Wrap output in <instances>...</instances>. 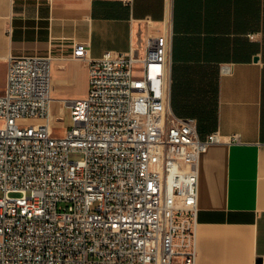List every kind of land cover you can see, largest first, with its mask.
I'll return each mask as SVG.
<instances>
[{
	"label": "built area",
	"instance_id": "1",
	"mask_svg": "<svg viewBox=\"0 0 264 264\" xmlns=\"http://www.w3.org/2000/svg\"><path fill=\"white\" fill-rule=\"evenodd\" d=\"M171 50L170 31L142 55L87 59L76 44L88 72L79 99L52 98L50 57L7 60L0 264H196L199 160L224 140L172 111ZM65 108L72 127L54 135Z\"/></svg>",
	"mask_w": 264,
	"mask_h": 264
},
{
	"label": "crops",
	"instance_id": "2",
	"mask_svg": "<svg viewBox=\"0 0 264 264\" xmlns=\"http://www.w3.org/2000/svg\"><path fill=\"white\" fill-rule=\"evenodd\" d=\"M167 31L172 111L213 122L200 136L224 140L199 160L196 264H264V0H0V94L10 57L40 56L52 60L54 100L84 98L76 44L87 59L142 55Z\"/></svg>",
	"mask_w": 264,
	"mask_h": 264
},
{
	"label": "rangeland",
	"instance_id": "3",
	"mask_svg": "<svg viewBox=\"0 0 264 264\" xmlns=\"http://www.w3.org/2000/svg\"><path fill=\"white\" fill-rule=\"evenodd\" d=\"M135 75L138 76L139 73H135ZM75 85H76L75 91L77 92L81 91L82 87L84 86V82L82 81L81 77L76 79ZM56 106L58 105L55 104V107ZM60 115H61V110L57 111L55 118H57ZM71 127H72V121H71V116H70V110L68 108H65L63 112V118H62L61 124L55 126L53 133L54 135H62L64 130L70 129ZM1 197H2V193H0V198Z\"/></svg>",
	"mask_w": 264,
	"mask_h": 264
},
{
	"label": "trees",
	"instance_id": "4",
	"mask_svg": "<svg viewBox=\"0 0 264 264\" xmlns=\"http://www.w3.org/2000/svg\"><path fill=\"white\" fill-rule=\"evenodd\" d=\"M213 125H214L213 122H208V123H205V124H198V131L200 132L201 128H204V129L211 128Z\"/></svg>",
	"mask_w": 264,
	"mask_h": 264
},
{
	"label": "water",
	"instance_id": "5",
	"mask_svg": "<svg viewBox=\"0 0 264 264\" xmlns=\"http://www.w3.org/2000/svg\"><path fill=\"white\" fill-rule=\"evenodd\" d=\"M254 61H257V58H254Z\"/></svg>",
	"mask_w": 264,
	"mask_h": 264
}]
</instances>
